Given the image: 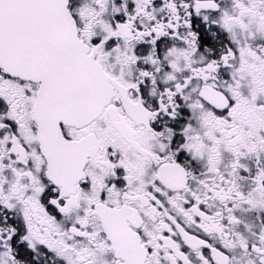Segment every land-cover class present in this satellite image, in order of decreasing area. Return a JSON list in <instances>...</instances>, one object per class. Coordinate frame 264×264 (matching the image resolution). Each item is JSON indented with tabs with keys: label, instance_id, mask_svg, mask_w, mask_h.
Returning <instances> with one entry per match:
<instances>
[{
	"label": "snow or ice",
	"instance_id": "1",
	"mask_svg": "<svg viewBox=\"0 0 264 264\" xmlns=\"http://www.w3.org/2000/svg\"><path fill=\"white\" fill-rule=\"evenodd\" d=\"M0 264H264V0H0Z\"/></svg>",
	"mask_w": 264,
	"mask_h": 264
}]
</instances>
